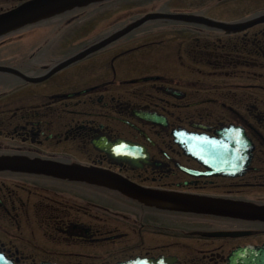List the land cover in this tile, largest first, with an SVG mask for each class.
I'll return each mask as SVG.
<instances>
[{"label":"flooded vegetation","instance_id":"obj_1","mask_svg":"<svg viewBox=\"0 0 264 264\" xmlns=\"http://www.w3.org/2000/svg\"><path fill=\"white\" fill-rule=\"evenodd\" d=\"M33 1L0 0V14ZM0 68V159L103 176L0 171L1 260L241 264L234 253L264 247L263 221L130 192L264 208V0L95 2L1 37ZM182 132L249 142L208 144L218 158Z\"/></svg>","mask_w":264,"mask_h":264},{"label":"water","instance_id":"obj_2","mask_svg":"<svg viewBox=\"0 0 264 264\" xmlns=\"http://www.w3.org/2000/svg\"><path fill=\"white\" fill-rule=\"evenodd\" d=\"M103 0H35L27 3L15 10L0 14V38L6 36L12 32L20 30L28 25L34 24L43 19L51 16L62 14L66 11L74 8L83 7L95 2ZM208 25L222 26V24L205 22ZM225 27V26H223ZM233 28V27H231ZM75 61V60H74ZM0 72L10 73L11 70L0 68ZM6 75V74H5ZM229 133V132H228ZM236 135V134H235ZM233 136L232 134H226L222 139H212L203 136H195L186 134L184 132L177 133L175 139L177 142L187 145L189 150L201 151L196 145L202 143L205 145L203 150L217 151L212 154V157H222V151L227 149L209 148L208 144H212L220 141H237L241 143H248V139L242 132L240 135ZM193 144V145H192ZM219 150V151H218ZM199 156H204L201 154ZM16 171L44 174L57 178H72L85 180L87 182H97L103 177L102 174L84 169L81 167H65L48 162L40 161H28L25 159H0V171ZM131 196L138 200H147L155 203L156 205L166 207L172 211H180L186 213L213 215L230 217L236 219L263 221L264 222V208H259L249 204L233 203L225 200L211 199V198H198L188 196H176L166 193L150 194L144 193L139 190L130 191ZM233 260H245L241 264H264V247L240 250L233 255ZM247 258V259H243ZM0 264H13L0 259ZM155 264H172L171 261L161 260ZM232 264H236L232 261Z\"/></svg>","mask_w":264,"mask_h":264}]
</instances>
